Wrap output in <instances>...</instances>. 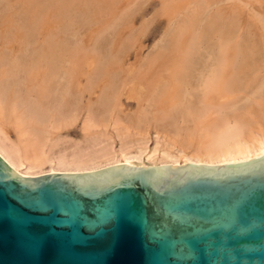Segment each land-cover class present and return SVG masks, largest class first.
Instances as JSON below:
<instances>
[{
    "label": "bare ground",
    "instance_id": "1",
    "mask_svg": "<svg viewBox=\"0 0 264 264\" xmlns=\"http://www.w3.org/2000/svg\"><path fill=\"white\" fill-rule=\"evenodd\" d=\"M211 1L158 0V11L135 29L134 20L152 1L0 0V159L17 175L36 177L118 165L216 166L263 155L264 93L254 96L253 87L264 70V18L241 22L242 0L215 10L218 3ZM160 18L166 26L160 44L141 59L140 41ZM69 27L96 32L86 47L81 38L70 46L69 36H60ZM117 27L121 32L107 41L109 51L99 55L98 38ZM131 50L134 62L128 68L136 66L131 78L145 88L133 115H125L120 96L125 88L138 87L125 77L114 79L112 70H122ZM85 56L95 59L86 75ZM95 89L99 95L92 102ZM242 94V107L222 111ZM83 112L80 133L96 140L88 150L54 156L59 132Z\"/></svg>",
    "mask_w": 264,
    "mask_h": 264
},
{
    "label": "water",
    "instance_id": "2",
    "mask_svg": "<svg viewBox=\"0 0 264 264\" xmlns=\"http://www.w3.org/2000/svg\"><path fill=\"white\" fill-rule=\"evenodd\" d=\"M0 264H264V154L36 177L0 159Z\"/></svg>",
    "mask_w": 264,
    "mask_h": 264
},
{
    "label": "rangeland",
    "instance_id": "3",
    "mask_svg": "<svg viewBox=\"0 0 264 264\" xmlns=\"http://www.w3.org/2000/svg\"><path fill=\"white\" fill-rule=\"evenodd\" d=\"M151 1H152L153 5L150 8H148V10L145 12V14L143 16L137 18L136 20H134L135 21V25H134L135 29H136V27H139V24H141L143 22V21L141 22V20H144V21L150 20V18L153 16V14H155L156 11H158V6H160L159 3H158V0H149V3ZM214 1H216L218 3L217 6L215 5L216 7L213 6L214 10L215 9H218L219 7L220 8H223V7L225 8V7L230 6V4H232V5L234 4V3H230L229 4L228 3V0H214ZM242 1L244 2V6H237L238 8L241 9V14H242L241 22H243V21H247L248 22L250 18L254 21L255 20V18H253L254 15L255 16L256 15L257 16L258 15H262L263 18H264V0H242ZM209 3H213V2L211 0H209ZM148 4H146L143 8H145ZM159 9H160V7H159ZM211 11H213V10L211 9L210 11H208V13H207V11L206 12L203 11V12L205 14L207 13V15H208V14L213 13ZM251 19H250V21L253 22ZM69 28H68L69 31H66L67 28L64 29L63 31L60 30V34L61 35L60 34L59 35L62 36V34H64L65 36L67 35V36L71 37V38H69V37H65L63 35V37H65V40H68V39L71 40V41H67L70 46L71 45L80 44L79 41L81 42V39H82V41L84 42L83 43L84 44L83 46L86 47V44H87L86 42L87 41L89 42L90 41V37H92V33H95L96 32V29L92 30L93 28H89L88 30L87 29H84V28H81V27H69ZM73 29H74V31H72ZM75 29H77V30H75ZM165 29H166V26H165V20H164V18L157 19L156 22L152 23L146 29L145 35L142 38V40L140 41V44L142 45V49H141V53H140L141 59L142 58H145L146 56H148L149 54H151L153 52L154 48L157 47L160 44L159 43V41H160L159 39L162 38L161 36H163V32H164ZM86 30L87 31L90 30V31L89 32H86ZM120 32H121L120 28L117 27L114 34L113 33L111 34V31L110 32L108 31L107 33L104 34V38L103 37H102V39L101 38H98L100 44L98 43V46L95 49L97 51V48H99L98 49L99 55L101 53L102 54H105L104 51L105 52L109 51V50L106 49L107 48V43L111 42V40H113L114 37H117L116 33H120ZM87 33H90L91 35L90 34H87ZM259 34H260V32H259ZM240 35L242 36V29L239 31V33L237 35V38L234 40V42H237L238 41V37L240 39V37H241ZM94 36H95V34H94ZM77 37H79V38H77ZM107 41H109V42H107ZM91 45H93V44L91 43ZM87 48H89V47H87ZM90 48H91V46H90ZM90 50H92V49H90ZM90 50H89V52H90ZM100 50H101V52H100ZM90 53L93 54V51L90 52ZM128 53H129V57H128V59H125L124 58L125 60H124V63H123L122 70H119V69L117 70L116 68H114L112 70V74H113V78L116 79V80L120 77L122 80L125 81V79H123V77H125L126 80H128L127 82H129V80L130 81L133 80V82L137 85L138 88L137 89L135 88L136 91H135L134 88H131V89H126L125 88L124 93H123L124 95L122 94V96H120V102H121V105L123 106L122 107L123 114H125V115H127V114L133 115V113L136 110V105H137L136 102H135V100L138 97L139 98H143L144 97V93L143 92H144V88L145 87L143 86L144 84L141 85V82H140V84H138L139 83L138 81H136V80H134V79L131 78L132 73H133L132 71L135 70V67L136 66H133L134 69L131 71L128 68V65L129 64H132L134 62L133 60H134V53L135 52H133L131 50ZM109 54H110V52H109ZM85 57L83 58V61H82V63H83V65H82V72H83L84 75H86L85 74L86 70H87V72H90V71H92L94 69V67H93L94 64L93 63H95V59L94 58H93L94 59L93 60L92 58L90 59V57H88V56H85ZM91 57H93V56L91 55ZM132 58H133V60H132ZM91 68H92V70H91ZM156 69L157 70L159 69L158 65L154 69L155 72L157 71ZM114 70L117 71L115 73L116 75L114 74V72H115ZM159 70L157 72H159ZM263 71L264 70H262V71L259 72L258 81H257L258 83L256 84V86L253 87L254 89L256 88L255 93H254V96H256V97L259 94L264 93V84L261 85V89H262V86H263V89L262 90L259 89V85L261 83H264V72ZM123 74H125V75H127L129 77H127V76H125ZM160 74H162V73H160ZM84 75L82 76V82L85 80V77H86V76L84 77ZM118 75H120V76H118ZM84 83H85V81L82 83V85ZM132 91L134 92V94H133ZM98 92H99V89H95L94 90V93H93V95H91V98H90V100L92 102H95L96 101V98L98 97L97 95H99ZM128 92H130L131 95ZM246 95L248 97V96H251L252 93H249V94H246ZM242 96H244V95L242 94L240 96H235L233 99H231L232 101L231 100L229 101V103L227 104L228 106L225 107V110L223 109L222 111L223 112L224 111L225 112H229V111H231V109L233 110L234 108L237 109V108L242 107L245 104V102H246L245 99ZM83 100H84V102L88 101V98L86 97V95H84ZM195 102H196V99L194 101V104H195ZM226 108H227V110H226ZM84 119H85V113L83 112V113H81V115L78 116V118H77V120H76V122H75L74 125H72L67 130H62L61 132H59V135H60L59 138H58V141L59 142H58L57 146L53 148V154H54V156L55 155H58V154H61V153H64V152L65 153H73V152H77V151H80V150H88L91 147V145L94 143V141L96 139L93 138V137L92 138L91 137H86V138H83L82 137V134H81L82 133L81 132V124H82V122H83ZM114 147H115V150L118 148V140L117 139H115ZM46 170H48V167H45L44 171H46Z\"/></svg>",
    "mask_w": 264,
    "mask_h": 264
}]
</instances>
